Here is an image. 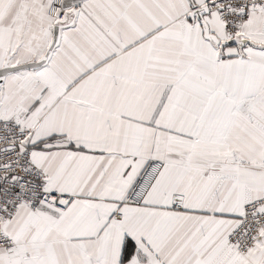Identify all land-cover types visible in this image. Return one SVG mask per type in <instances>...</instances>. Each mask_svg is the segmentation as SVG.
Here are the masks:
<instances>
[{"label": "snow or ice", "instance_id": "obj_1", "mask_svg": "<svg viewBox=\"0 0 264 264\" xmlns=\"http://www.w3.org/2000/svg\"><path fill=\"white\" fill-rule=\"evenodd\" d=\"M0 264H264V0H0Z\"/></svg>", "mask_w": 264, "mask_h": 264}]
</instances>
